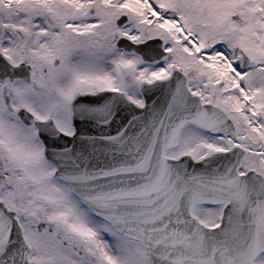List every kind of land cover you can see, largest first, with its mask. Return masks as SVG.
<instances>
[{
    "label": "snow or ice",
    "instance_id": "1",
    "mask_svg": "<svg viewBox=\"0 0 264 264\" xmlns=\"http://www.w3.org/2000/svg\"><path fill=\"white\" fill-rule=\"evenodd\" d=\"M0 264H264V0H0Z\"/></svg>",
    "mask_w": 264,
    "mask_h": 264
}]
</instances>
